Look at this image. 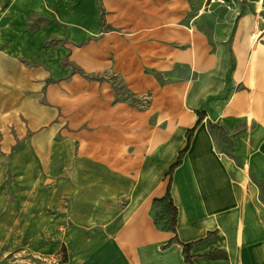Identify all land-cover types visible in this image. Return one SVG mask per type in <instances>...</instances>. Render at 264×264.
Masks as SVG:
<instances>
[{
    "label": "crops",
    "instance_id": "1",
    "mask_svg": "<svg viewBox=\"0 0 264 264\" xmlns=\"http://www.w3.org/2000/svg\"><path fill=\"white\" fill-rule=\"evenodd\" d=\"M0 22V264H264V0H0Z\"/></svg>",
    "mask_w": 264,
    "mask_h": 264
},
{
    "label": "rangeland",
    "instance_id": "2",
    "mask_svg": "<svg viewBox=\"0 0 264 264\" xmlns=\"http://www.w3.org/2000/svg\"><path fill=\"white\" fill-rule=\"evenodd\" d=\"M36 25L35 19L32 22H29L28 27L31 29L33 26ZM1 27V22H0ZM0 35L1 29H0ZM4 40L0 39V46L4 45ZM48 42V41H47ZM52 42V41H51ZM36 49V46H35ZM168 201L164 200L163 203L160 205H153L151 209V215L154 219V221L157 223L158 227H165L168 225H171L172 219H171V213H163L164 209L167 208ZM47 238V237H46ZM53 239L51 237L47 238V241L51 242ZM34 259V260H33ZM36 259V260H35ZM22 264H62L66 261V251L63 247L59 249V251L56 254H46L45 256H40L39 258H32L30 255L29 257H22L21 258Z\"/></svg>",
    "mask_w": 264,
    "mask_h": 264
},
{
    "label": "trees",
    "instance_id": "3",
    "mask_svg": "<svg viewBox=\"0 0 264 264\" xmlns=\"http://www.w3.org/2000/svg\"><path fill=\"white\" fill-rule=\"evenodd\" d=\"M168 191V189H167ZM164 200L168 201V205L167 208L164 209L163 213H171V219H172V223L171 225L165 226L164 229L170 230L172 229L174 223H175V217H176V208L175 206L172 204V201L170 199L169 193H167L164 197L160 198V199H155L153 201L154 205H160L161 203H163ZM187 260V257H186Z\"/></svg>",
    "mask_w": 264,
    "mask_h": 264
}]
</instances>
